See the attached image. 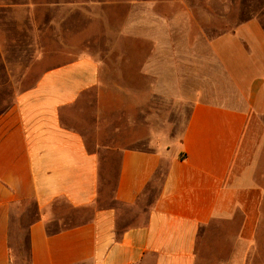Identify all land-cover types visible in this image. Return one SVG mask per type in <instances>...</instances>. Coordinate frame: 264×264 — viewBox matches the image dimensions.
<instances>
[{
	"label": "crops",
	"instance_id": "1",
	"mask_svg": "<svg viewBox=\"0 0 264 264\" xmlns=\"http://www.w3.org/2000/svg\"><path fill=\"white\" fill-rule=\"evenodd\" d=\"M138 1L123 31L143 53L127 59L123 83L81 56L0 115V264H202V236L229 224L248 246L241 264L252 253L256 264L264 26L252 18L191 37L179 18L195 5ZM198 2L201 15H247L245 0ZM21 10L0 0L1 48L15 45ZM23 234L25 263L14 254Z\"/></svg>",
	"mask_w": 264,
	"mask_h": 264
},
{
	"label": "rangeland",
	"instance_id": "2",
	"mask_svg": "<svg viewBox=\"0 0 264 264\" xmlns=\"http://www.w3.org/2000/svg\"><path fill=\"white\" fill-rule=\"evenodd\" d=\"M187 3L195 5L197 12L194 17L179 18L183 35L194 37L193 29H202L207 36L215 37L236 23L252 18L264 26V0H245L241 12L247 15L235 17L201 15L197 9L201 2L187 0ZM141 4L138 0H21L22 10L12 21L13 29L16 26L18 30V39L13 47H0V115L15 103L18 94L35 84L43 72L81 56L103 62L111 78L123 83L119 75L125 73L127 59L140 60L143 53L142 41L128 39L123 31L127 14L142 8ZM261 157L260 171L264 180V149ZM239 229V225L229 224L203 235L199 242L202 264H221L222 260L241 264V256L236 253L248 246H241ZM22 239V247L14 251L20 262L27 261L29 256L24 234ZM258 248L256 264H264V235ZM253 249L250 245L249 250L253 252ZM248 263L254 264L253 253Z\"/></svg>",
	"mask_w": 264,
	"mask_h": 264
}]
</instances>
